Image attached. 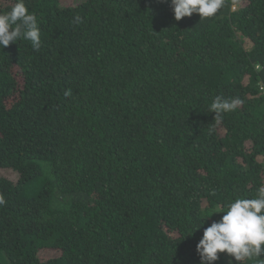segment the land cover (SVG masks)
Wrapping results in <instances>:
<instances>
[{"label": "trees", "instance_id": "obj_1", "mask_svg": "<svg viewBox=\"0 0 264 264\" xmlns=\"http://www.w3.org/2000/svg\"><path fill=\"white\" fill-rule=\"evenodd\" d=\"M25 4L42 46L0 48V264H200L207 215L264 185V0ZM217 95L243 101L219 123Z\"/></svg>", "mask_w": 264, "mask_h": 264}, {"label": "clouds", "instance_id": "obj_2", "mask_svg": "<svg viewBox=\"0 0 264 264\" xmlns=\"http://www.w3.org/2000/svg\"><path fill=\"white\" fill-rule=\"evenodd\" d=\"M223 4L224 0H170L176 21L191 17L194 13L199 14L200 20L212 17ZM72 23H83L82 17L76 14ZM21 39L30 42L34 51H39L42 46L36 14L29 11L25 0H14L9 10L0 12V48ZM64 95L70 96L71 90H66ZM242 103L240 98L217 95L209 105L208 112L215 113L214 120L219 123L225 114L234 112ZM3 203L0 197V204ZM220 212L224 213L222 217L204 228L203 236L196 245L200 264H213L219 259V253H227L238 262L255 260L256 264H264V260L260 259L264 253V185L257 189L255 198L230 200L207 218ZM203 222L190 234L203 227ZM229 264H232L231 260Z\"/></svg>", "mask_w": 264, "mask_h": 264}, {"label": "rangeland", "instance_id": "obj_3", "mask_svg": "<svg viewBox=\"0 0 264 264\" xmlns=\"http://www.w3.org/2000/svg\"><path fill=\"white\" fill-rule=\"evenodd\" d=\"M79 0H61V3L63 2V3H66V4H73V3H76V2H78ZM233 8H236L237 7V5H233L232 6ZM19 78V77H18Z\"/></svg>", "mask_w": 264, "mask_h": 264}, {"label": "built area", "instance_id": "obj_4", "mask_svg": "<svg viewBox=\"0 0 264 264\" xmlns=\"http://www.w3.org/2000/svg\"><path fill=\"white\" fill-rule=\"evenodd\" d=\"M259 89H260L261 93L264 94V85H261V86L259 87Z\"/></svg>", "mask_w": 264, "mask_h": 264}]
</instances>
